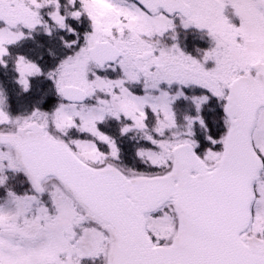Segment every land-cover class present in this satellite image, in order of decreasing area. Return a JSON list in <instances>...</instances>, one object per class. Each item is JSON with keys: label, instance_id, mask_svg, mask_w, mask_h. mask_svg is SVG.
<instances>
[{"label": "snow or ice", "instance_id": "snow-or-ice-1", "mask_svg": "<svg viewBox=\"0 0 264 264\" xmlns=\"http://www.w3.org/2000/svg\"><path fill=\"white\" fill-rule=\"evenodd\" d=\"M0 264H264V0H0Z\"/></svg>", "mask_w": 264, "mask_h": 264}]
</instances>
